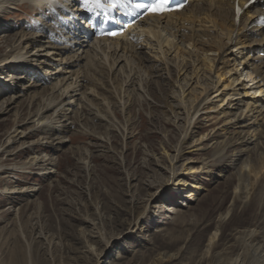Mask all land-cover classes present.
I'll return each instance as SVG.
<instances>
[{"label": "rangeland", "instance_id": "1", "mask_svg": "<svg viewBox=\"0 0 264 264\" xmlns=\"http://www.w3.org/2000/svg\"><path fill=\"white\" fill-rule=\"evenodd\" d=\"M8 12L1 17L0 57L23 32L39 33L44 21L26 4ZM151 42L155 50L142 43L141 55L150 61L142 68L127 55L131 74L122 67L114 76L84 75L69 94L71 119L57 129L63 145H49L50 133L31 130L48 88L71 79L48 75L39 82L41 101L9 106L14 94L5 80L36 83L39 72L0 71V114L9 106L0 116V264H234L264 247V101L254 127L259 139L245 146L242 131L254 129H238L233 117L219 121L220 113L209 109L189 128L193 99L204 87L214 88V77L202 70L195 79L192 59L179 72L176 56L161 62L163 53ZM212 92L205 108L219 105ZM23 188L36 191L20 194Z\"/></svg>", "mask_w": 264, "mask_h": 264}, {"label": "bare ground", "instance_id": "2", "mask_svg": "<svg viewBox=\"0 0 264 264\" xmlns=\"http://www.w3.org/2000/svg\"><path fill=\"white\" fill-rule=\"evenodd\" d=\"M232 1L193 0L190 2L189 7L179 14L151 17L144 20L142 25H138L134 30H131L132 41L118 38L112 41L103 39L92 44H86L79 38L70 35V29L75 26V23L69 17V14H73L74 17L84 16L78 5L79 2L84 3L83 0H0V25L3 13H9L8 11L15 10L16 7L25 4L29 8L39 11L44 20L39 33L27 34L23 32L18 37L15 45L11 46L10 52L0 57V71L2 74L5 71L8 73H12V71L27 73L32 68H36V71L39 72L36 83H22V81L28 79L26 77L14 78L9 81L5 80L6 84H4L8 87L10 93L14 94V100L9 106L15 105L18 101H24V99L32 106L36 101H41L42 98V93L37 92L41 87L39 82L47 79L48 75L51 77L63 75L64 79L68 76L67 79H71V82L68 84L67 82L64 83L60 87L61 89L56 90V87L48 88L46 95L49 98L44 100L42 107L36 106V128L31 130V132L50 133L54 140H50L47 143L49 145L54 142H56L54 143L55 146L63 145L65 141L59 136H55L57 135V129L62 126L60 124L71 119L68 111L73 105L71 100L73 97L69 96V94L76 91L77 87H79V81L83 82L88 72H92V75L95 71L97 73L107 71L109 75L114 76L122 67L130 69L131 74V67L128 64L129 57L135 59V63L142 68L144 60L147 59L143 56L144 52L141 55L143 50L142 43L145 42L147 46L151 45L152 49H154L156 45L147 43L155 41L158 44L157 47L163 53L161 62L163 61L167 64L169 55L173 53L176 56V59L174 58L175 61H180L178 63L179 72L183 71L186 64L192 59L195 62H193L194 67L192 68L195 79L198 78L202 70H207L214 77V88L212 86L204 87L201 93L193 99L192 105H195H193V111L190 110L192 114H188L189 128L200 111L209 109L212 113H220L219 121L220 119H225L226 116L229 119L233 117L235 126L240 127L238 129L251 130L254 127L258 129L260 118L263 115L260 110L261 104L264 101V57L262 56L264 52V34L261 30L252 28L251 23L255 15L261 13V10L256 9L252 13H247L238 26L235 22ZM247 1L249 0H243V2ZM86 4L91 5V3ZM48 10H50L52 16L46 14L49 12ZM49 21L53 23L51 29L46 27ZM182 28L186 29L183 34L180 33ZM208 53H213L214 58L210 59L207 57ZM160 54L156 56L160 58ZM199 54H201L203 59L198 57ZM127 55L130 56L127 57ZM98 57L99 60H97ZM152 60L154 59L152 58ZM200 60L204 64H200ZM145 61L146 63L150 62L149 59ZM196 63L198 64L195 65ZM60 67L61 69L56 70ZM47 70L52 71L48 72ZM171 70L170 68L167 69L168 72H171ZM160 72H163V70L157 74ZM147 75L149 76V73ZM152 75V77H155L156 73H152ZM159 76L157 75V77ZM244 77L247 83L241 81L242 79L244 80ZM124 84H126V80ZM159 88L163 90L161 86ZM54 90L57 93L55 97ZM211 90L213 91L211 94H216L213 99H221L218 100V106L213 103L210 104L214 105L212 109L204 106L210 100ZM247 99L249 100L248 104L245 103ZM9 106L0 116L8 113ZM88 106L90 107V104ZM227 109H232L236 113L227 115L225 112ZM98 110L100 111L101 109ZM49 111H52V114H47ZM99 111H96V113H99ZM96 113L93 114V117H96V120L102 119ZM212 113L210 114L212 115ZM53 115H55L54 118H52ZM257 129H254L252 133H243L242 131L241 136L244 134V137H239L241 145L245 146L252 139L253 142L259 139L258 135H260V132ZM10 139L13 140L15 138L10 137ZM242 156L243 154L239 153L236 161H239ZM27 164L25 163L22 166L25 167ZM244 178L241 177L242 182H244ZM180 184L182 185L181 192H184L188 183L182 180ZM263 185L264 178L261 179L259 187ZM35 191V189L23 188L19 193H33ZM243 193L245 194V192ZM174 214L180 215L177 212ZM216 238L217 232L209 238L207 247L209 251L214 249ZM254 249V252L248 258V262L241 263L236 260L234 264H264V247L259 246Z\"/></svg>", "mask_w": 264, "mask_h": 264}, {"label": "snow or ice", "instance_id": "3", "mask_svg": "<svg viewBox=\"0 0 264 264\" xmlns=\"http://www.w3.org/2000/svg\"><path fill=\"white\" fill-rule=\"evenodd\" d=\"M84 3H96V4H100L101 3V0H83ZM170 2V0H163L162 3L160 4H154L152 5L148 10L151 12V13H154V14H162L164 11H166L167 9L164 7V3H168ZM137 8H144L145 5L143 4H137L136 5ZM176 10H179V8H177ZM117 33H112V35H116Z\"/></svg>", "mask_w": 264, "mask_h": 264}]
</instances>
